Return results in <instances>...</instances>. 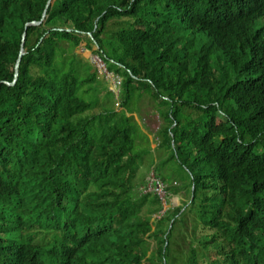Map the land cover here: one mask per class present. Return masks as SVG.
<instances>
[{
	"label": "trees",
	"instance_id": "obj_1",
	"mask_svg": "<svg viewBox=\"0 0 264 264\" xmlns=\"http://www.w3.org/2000/svg\"><path fill=\"white\" fill-rule=\"evenodd\" d=\"M47 2L0 0V264H264V0Z\"/></svg>",
	"mask_w": 264,
	"mask_h": 264
},
{
	"label": "rangeland",
	"instance_id": "obj_2",
	"mask_svg": "<svg viewBox=\"0 0 264 264\" xmlns=\"http://www.w3.org/2000/svg\"><path fill=\"white\" fill-rule=\"evenodd\" d=\"M81 50L82 55H86V57H89L94 65H97L95 63V57L92 54H89L88 49L82 47ZM99 75L103 76V81L107 84L108 88L114 90L115 94L117 95L116 91L118 90V88L114 86L112 81L106 78L102 73H100ZM146 101V98H142L139 101L140 114L142 118L141 122H143V124L145 125V127H143V129L145 128L144 131L148 133L149 137L152 138V140L155 139L156 141L155 132H157L163 120L161 119V117L158 116L157 113H155V111L152 110V106L149 105ZM117 104L118 103L115 102V105ZM136 115V117L139 118L137 113ZM156 145L157 144H155V142L151 141L149 143L147 140H145V142L141 143L140 145L143 148L149 147L148 149L150 152V154H147L145 162L142 163V167L140 166L139 168V172H141L142 170L145 171V181L149 178L151 173L154 172L156 175L162 174L169 182H172L173 179H176L177 184L180 183V181L182 182V179L184 178L183 169L172 159H168L166 161L161 162V158L164 159L167 155L165 154V151L157 149ZM143 186L144 185L140 187L141 191H143ZM170 192L168 194L166 202L163 203L164 210H166L170 206H177L183 200H185L183 191L178 194ZM157 216L159 217L160 215Z\"/></svg>",
	"mask_w": 264,
	"mask_h": 264
},
{
	"label": "built area",
	"instance_id": "obj_3",
	"mask_svg": "<svg viewBox=\"0 0 264 264\" xmlns=\"http://www.w3.org/2000/svg\"><path fill=\"white\" fill-rule=\"evenodd\" d=\"M95 63L97 64L96 66L98 68V71L102 73L110 81H112L114 86L118 88V90L116 91V93H118L120 88L121 78L118 75L114 74L113 72L108 71L105 64L98 55L97 57H95ZM143 192H152L154 194H157L159 198L162 200V203L166 202V199L169 194V191L167 189V184L154 172H152L149 178L146 180V183L143 186Z\"/></svg>",
	"mask_w": 264,
	"mask_h": 264
},
{
	"label": "water",
	"instance_id": "obj_4",
	"mask_svg": "<svg viewBox=\"0 0 264 264\" xmlns=\"http://www.w3.org/2000/svg\"><path fill=\"white\" fill-rule=\"evenodd\" d=\"M50 2H51V0H48V2L46 4V7H45V10L43 11L41 20H39V21H35L34 20V21H31L30 23H26V25H28V24H40L41 21H43V19L45 17L46 8L49 6ZM25 36H26V32L24 31V33L22 35V42H21L20 52H19L18 58H17L16 63H15L14 79L11 82H7L8 84H14L15 81H16V79H17V77H18L19 63H20V60H21L22 55L25 53V51H24ZM89 54H91L90 51H89ZM93 56L94 57H97V55H93Z\"/></svg>",
	"mask_w": 264,
	"mask_h": 264
},
{
	"label": "crops",
	"instance_id": "obj_5",
	"mask_svg": "<svg viewBox=\"0 0 264 264\" xmlns=\"http://www.w3.org/2000/svg\"><path fill=\"white\" fill-rule=\"evenodd\" d=\"M170 192V191H169ZM171 193V192H170ZM175 194V193H174Z\"/></svg>",
	"mask_w": 264,
	"mask_h": 264
}]
</instances>
